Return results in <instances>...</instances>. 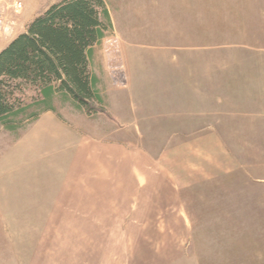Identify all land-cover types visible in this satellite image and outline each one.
Here are the masks:
<instances>
[{
    "label": "rangeland",
    "instance_id": "rangeland-1",
    "mask_svg": "<svg viewBox=\"0 0 264 264\" xmlns=\"http://www.w3.org/2000/svg\"><path fill=\"white\" fill-rule=\"evenodd\" d=\"M0 1L6 16V3ZM32 1L42 13L49 9V5L42 7L38 3L41 0ZM17 3L25 2L11 1L10 12L16 18L6 16L15 35L2 36L0 40L10 41L18 34L15 19L25 10L17 13ZM45 3L54 6L61 2ZM108 3L119 10L116 21L119 25L120 19L123 24V31L121 24L118 26L121 35L128 34L131 25V31L159 29L161 44L188 46L190 50L183 53V61L204 64L206 95L211 96L208 98L213 97V87L208 86L213 79L225 82L237 78L232 88L223 84L216 97L221 98L223 113L233 108V113H242L240 118L247 120L243 115L248 113L244 85L247 67L264 63V0ZM121 35L114 31L98 53L106 113L89 116L71 103L58 104L62 118L46 115L19 133L0 126V264H264V119L247 120L249 125L239 121L238 125L251 127L239 134L165 135L154 134L151 128L146 129V134L135 133L133 120L119 121L109 108L112 99L121 98L131 89L127 44ZM112 51L120 52V73L110 70ZM81 141L99 142L104 148L119 143L146 150L173 168L179 194L173 198L164 187L160 189L157 210L147 219L146 231L133 227L134 216L130 214L122 218L125 232L98 231L88 215H67L79 205H86L87 184L85 177L77 183L76 171L66 169L69 158H62L64 150L60 148L66 142ZM39 142L57 153L44 151L42 155L35 148ZM181 195L192 231L183 224L181 213L176 212V206L181 207ZM70 216L73 220H69ZM139 234L142 244L137 246L134 242ZM101 236L125 242L127 252L130 250L135 257L85 258L86 244ZM184 246L189 247L187 258H182Z\"/></svg>",
    "mask_w": 264,
    "mask_h": 264
},
{
    "label": "crops",
    "instance_id": "crops-1",
    "mask_svg": "<svg viewBox=\"0 0 264 264\" xmlns=\"http://www.w3.org/2000/svg\"><path fill=\"white\" fill-rule=\"evenodd\" d=\"M4 1L8 17L14 20L15 16L10 12L12 0ZM24 2V13L15 19L18 34L10 41L0 40V54L15 39L27 33L30 24L46 12L42 13L36 9L32 0H24ZM45 2L46 0H41L38 3H42V7L53 6ZM109 7L114 31L121 35L118 28L121 20L118 19L119 25L116 21L119 10L113 9L110 4ZM132 22H135V18ZM133 28L134 26L131 25L127 36L123 33L121 35L127 44L125 57L131 89L121 98L112 99L109 108L115 113L117 120H133L135 133L146 134V129L151 128L152 133L165 135L239 134L243 132V129L251 128L238 125L239 121L249 125L251 122L247 123V120L251 121L255 117L264 119V63L248 64L244 84L248 113L243 114L247 119L244 121V118H240L242 113H233V108L229 113L225 111L223 113L221 98L216 97V93L221 91L223 84L232 88L236 85L237 78L231 77L225 82H222V79H213L208 85L213 87L210 90L213 97L208 98L211 96L206 95L204 64L183 61V53H188L190 50L188 46L176 47L161 44L158 42L159 29L149 31L150 28H147L141 32L131 31ZM100 49L102 46L94 50L92 67L99 90L106 101L103 92L102 62L98 55ZM195 49L193 50L196 51ZM230 91L232 92V89ZM53 114L57 116L55 113H49L47 116L52 117ZM261 124L264 133V123ZM77 140L78 138H75L74 142ZM63 146L60 148V151L64 150L61 153L62 158H69V162H65L66 169L73 168L76 171L74 178L77 183L85 177V184H87L86 205H79L74 212H69L67 215H88L91 222L98 227V231L111 229L125 232L127 227L125 222H122L125 221L122 218L126 214L134 216L132 225L135 229L146 231L149 224L147 219H151L155 212L160 189L164 187L173 198L179 194L178 179L175 177L173 168L171 169L168 164L162 160L159 161L144 149L128 148L119 143L109 144L104 148V144L90 141L68 144L66 142ZM35 148L42 155L44 151L56 152V149L52 147L47 148L45 142H39ZM168 154L167 151L166 155ZM259 172L261 173V170ZM80 199L84 200V197L80 196ZM181 199V207L176 206V212L181 213L183 224L185 223L188 230L192 231L182 195ZM130 203L134 206H127ZM167 210V213H170L169 208ZM69 220H73V216H70ZM134 243L137 246L142 244L140 234L137 242ZM86 246L85 258L135 257L130 250L127 252L125 242L111 241L104 239L103 236L97 241H89ZM187 247L184 246L182 258H187L186 251H189Z\"/></svg>",
    "mask_w": 264,
    "mask_h": 264
},
{
    "label": "trees",
    "instance_id": "trees-1",
    "mask_svg": "<svg viewBox=\"0 0 264 264\" xmlns=\"http://www.w3.org/2000/svg\"><path fill=\"white\" fill-rule=\"evenodd\" d=\"M114 32L108 0H65L33 21L0 54V126L19 133L73 104L105 112L92 67L94 50Z\"/></svg>",
    "mask_w": 264,
    "mask_h": 264
},
{
    "label": "built area",
    "instance_id": "built-area-1",
    "mask_svg": "<svg viewBox=\"0 0 264 264\" xmlns=\"http://www.w3.org/2000/svg\"><path fill=\"white\" fill-rule=\"evenodd\" d=\"M3 2L0 1V37L7 36L12 37L15 35L14 27L8 23V20L5 16V12L3 11ZM15 10L17 13H22L25 10V5L23 3H17L15 5ZM113 52V51H112ZM110 70L113 73H120L123 71V67H121V55L120 52L110 53Z\"/></svg>",
    "mask_w": 264,
    "mask_h": 264
}]
</instances>
